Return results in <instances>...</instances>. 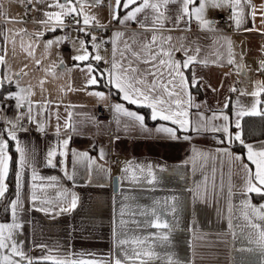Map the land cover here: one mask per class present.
<instances>
[{
    "label": "crops",
    "instance_id": "0c3cea01",
    "mask_svg": "<svg viewBox=\"0 0 264 264\" xmlns=\"http://www.w3.org/2000/svg\"><path fill=\"white\" fill-rule=\"evenodd\" d=\"M0 3H3L9 16L21 21L9 23L0 16V32L3 33L0 35V47H5V37L12 36L6 29H24L20 26L28 24L23 23V11L18 4L9 0H0ZM251 3L257 10L255 21L251 16V7L242 0L244 22L239 27L230 18L231 8H208L205 18L213 22L214 31L201 30L195 19L190 23L181 21L176 26V16L181 5L179 2L170 3L166 11L161 7L160 11L165 12L169 19L165 22L164 29L155 33L140 26L142 22L151 27L154 15L151 9L138 14L137 21L121 24L112 20L110 7L100 3L98 5L107 8V17L98 18V25L112 22L115 28L100 35L93 33L103 36L95 40L99 49L92 47V56L99 54L103 57L99 62L92 57L87 61L73 60L74 56L80 54L71 48V36L69 43L63 40L47 50L51 58H55L54 61L48 57L47 52L43 53L46 51L44 44L35 45L36 58H43L40 66H36L33 60L30 61L34 64L35 71L44 73V69L51 68V72L46 76V91L43 94L38 81L24 80V76L20 80L21 86L27 87L29 83L34 85V91L40 95L32 100L33 122L22 120L21 123L28 130L17 132L19 141L26 148L28 167L23 173L15 221L10 205L16 199L17 191L19 154L16 152L14 192L9 203V218L0 221V224L15 222L20 225L11 230L12 237L26 258L21 260L20 257L13 256V259L20 264H27L28 258L34 264H55V261H68L69 264L72 261L116 264L117 260L121 264H132L134 251L151 250L155 253L153 258L143 257L148 260V264H168L169 258L178 264H264V252L255 243L258 233L245 218L247 213L249 218L255 220L252 209L245 202L259 206L264 204V198L256 201L252 196L261 195L246 192V174L240 162L231 160L226 153L216 151L229 149L233 154L244 157V163H249L246 158L247 149L244 146L243 151L235 149V144L241 145L239 141L229 143L223 131L212 130L213 127L221 128L227 123L233 136L238 131L242 134L241 128L237 129L235 126L237 119L241 124L243 117L255 115L238 117L236 113L250 111L257 99L262 101L257 110L264 113V93L259 97L250 94L257 90V81H264V70L260 67V61L264 60V23H261L259 11L264 0H251ZM126 11L120 12L121 17ZM236 11L239 12V9ZM145 16L148 17L146 20ZM219 18L227 19L228 24L222 27L218 23ZM78 20L82 21V18L78 16ZM253 28L255 30H250ZM57 30L64 37V30L59 27ZM76 31L78 35H82V31ZM118 31L125 35L114 44V33ZM50 33L38 39L41 40ZM133 33L137 34L136 44H132L130 39ZM153 34L158 38L172 37L169 43L163 44L165 49L172 45L177 48L183 45L190 49L189 55L197 56V62L185 70V75L191 79L195 73L200 93L191 91L189 86L191 106L185 104L184 107L189 113L187 119L190 127L187 132L177 131L176 139L157 129L161 126L178 128L177 125L170 121L153 120L150 108L129 104L115 88L106 86L114 47L117 62H121V52H124L125 56L133 60V67H138L143 72L150 65L131 57L125 51L124 41L132 44L134 51H141L140 44L149 41ZM161 43L158 39L156 46ZM197 48L200 49L198 53ZM141 55L146 56V53L141 52ZM173 58L181 62L186 59L183 51H174ZM230 58L233 60L231 64L228 63ZM11 61L8 60L11 72L23 68ZM123 63L127 66V60ZM88 64L92 65L94 71L91 75L97 77L98 84L88 85L85 90L89 76ZM4 71L0 68V74ZM147 79L151 81L152 77L148 76ZM159 82L157 80V84ZM232 88L236 91H232ZM4 89L8 90L4 95L18 90L15 84H5ZM97 91L103 92L106 99L100 100L95 95L88 94ZM164 98L168 99L166 94ZM183 99L187 101L189 97L184 95ZM48 101L51 103H47ZM40 103H46V107L40 109ZM116 103L142 115L143 126L122 113L115 112L112 106ZM225 103L228 104L227 108L224 107ZM13 104L14 101H9L6 105H0L3 107L4 117L0 119V129L6 127L5 120L17 115ZM95 106L109 110L111 118L108 121L97 120ZM68 112L72 113L70 123L76 129L75 132L71 128H64ZM145 112L149 122L145 118ZM13 113L15 116H12ZM222 114L228 116L227 122ZM36 121L43 124L44 132L37 130ZM58 123L59 134L56 130ZM195 127L201 130H193ZM4 135L8 139L6 132ZM215 135H220L221 140L214 138ZM185 136L190 139H184ZM69 137L67 165L69 174L73 172V168L75 170L72 180L65 177L60 164L63 157L59 154L54 160L56 167L46 164L48 150L56 148L59 153L63 150L62 141ZM222 140L225 142L220 143ZM245 143L251 144L257 151L264 149V139ZM9 147L15 151V142H10ZM72 150L77 153L86 152L88 157L77 158L73 165ZM9 154L11 155L10 149ZM89 158L94 162H90ZM115 159L119 162L112 167ZM250 167L255 170L254 165L250 164ZM33 170L38 177L44 178L35 181V201L32 200L31 187ZM50 177L57 179L51 181ZM113 177L117 178L115 192L112 187ZM5 183L8 190L7 178ZM6 192L0 197V202L5 198ZM72 193L78 197L76 207L60 211L69 206ZM41 208L49 211L39 210ZM158 222L167 223L168 227H155ZM7 231L5 230L6 234ZM164 236L168 239H163ZM120 241L124 243L121 244ZM4 252L8 254L9 250ZM44 257L52 259L46 260Z\"/></svg>",
    "mask_w": 264,
    "mask_h": 264
},
{
    "label": "snow or ice",
    "instance_id": "6c2138e0",
    "mask_svg": "<svg viewBox=\"0 0 264 264\" xmlns=\"http://www.w3.org/2000/svg\"><path fill=\"white\" fill-rule=\"evenodd\" d=\"M18 3L25 6L27 11V5H25V0H17ZM34 0H27L28 4H32ZM179 2L181 7L180 11L176 16V26L179 25L181 21H185L186 23H190L192 19H195L201 30L214 31L213 22L205 18V13L208 8H222L229 7L232 9V16L230 17L235 21L237 27H239L244 22V8L242 5V0H114V3H110L109 7L111 9L112 20L118 21L121 24H125L127 21H137L138 14L144 12L146 9H151L154 13L152 18L151 27L145 25L140 22L141 28L145 30H151L153 33L159 30H163L165 27V22L169 19L165 12L160 11L161 7L167 10V5L170 3ZM79 4V8L76 6H67L66 4L57 3L55 7L59 8L60 11L57 12H45L44 20L38 21L39 23L45 25L44 31H56V29L63 28L64 22L63 17L71 14H75L77 16H82L83 25L87 26L91 21L95 20V17H90L85 11L84 7L87 3V0H77ZM101 3V0H93V5ZM244 3H247L252 11L251 16L253 21H255L257 10L255 5L251 3V0H244ZM68 4H71V0H68ZM239 9V12L236 10ZM123 10H127L126 14L121 17L120 12ZM260 16L261 23H264V5L260 6ZM0 16L4 17V19L9 23H20L21 21L14 16H9L4 10L3 3H0ZM148 17L145 16V20ZM187 18V20H185ZM99 24V21H96ZM77 24H80L81 21L77 20ZM101 27H107L106 25H100ZM80 31L86 32L85 28H80ZM171 29H169L170 31ZM255 30V28L250 29ZM6 31L12 35V44H13V52H15V36L20 35H30L35 37H40L44 35V32L37 31L35 33L29 34L26 29H18L13 30L11 28H7ZM3 33L0 32V35ZM125 34L123 32L114 33L115 40L113 41L115 44L116 40L122 38ZM137 34L133 33L130 39L132 40V44L138 43L136 39ZM8 37H5L7 40ZM161 40L162 43L158 46L157 40ZM64 40V37H56L55 39L48 40L45 42L44 47L47 51L54 44H60ZM93 47L99 49V45L95 44L96 37L92 36ZM172 40L171 36L168 37H157V35L153 34L151 39L147 42L140 44L141 51H134L132 49V44H129L128 41H124L125 51L131 54V57L139 60L140 62L150 65L149 68L145 69L143 72H140L138 67H133V60L129 59L125 56L124 52H121V62H117L115 60L116 48L113 49V62L111 66V70L108 73L106 78V86L110 88H115L118 93L122 94L121 98L128 102L129 104L137 105L139 107H147L151 109L152 119H160L162 121H170L171 124L177 125L178 128H169L163 127L157 129V131H163L168 133L172 138H178L176 136V132L179 130H183L187 132L190 127V121L187 119L189 113L187 109L184 107L187 104L189 107L191 106V94L189 92V86L196 87L199 81L197 80L195 73L192 74L191 79L185 75V70L189 69V66L197 62L196 55H189L188 52L190 49L185 48L181 45L177 48L175 45H172L170 48L165 49L163 47L164 43H169ZM38 43V40L32 39L26 45L23 42V38L21 39V49L25 52L28 58H31L36 66H40L42 64L43 58H36L35 56V45ZM84 41H80V47L83 50V54L76 55L73 57V60L76 61H87L89 60V53L87 49L84 47ZM156 46V47H154ZM183 51L186 59L182 62L173 58V52ZM200 51L199 48L196 49L198 53ZM141 52H145L146 56H142ZM8 51L7 47H0V68H3L5 71L0 74V89L4 87L5 84H15L18 91H9L6 95H3L2 99H0V105H6L9 101H15V108L17 109L18 114L13 119L5 120L6 127L4 129H0V197H3L6 190L7 185L5 180L8 176L9 165L12 161V156L9 154V144L10 142H15V152L19 154V171L16 174L17 180V191H16V199L11 202V212L13 216V220L15 221L17 203L20 199V189L22 187V178L24 170L28 167L27 153L26 148L21 144L18 139L17 132L18 131H27V128H24L21 123L22 120L27 119L30 123L33 122V101L31 99L32 96L35 95L34 85L28 84L27 87L21 86L20 80L23 76L28 75V72L25 71L29 67L28 64H25L23 68H21L18 72H11V68L7 59ZM231 57V50H230ZM92 59L97 62L101 61L103 57L99 54L92 56ZM124 60H127V66L123 63ZM63 63V61H61ZM228 63H233V60L230 58ZM52 67H55L54 65ZM261 70H264V60L260 61ZM165 70L167 79L165 80ZM87 71L89 73L88 79L86 81L85 90L88 85H96L98 84V79L96 76L91 75L94 71L91 64L87 65ZM45 78H41L38 81V86L40 88L41 93L46 91L44 85L46 83V76L51 72V68L44 69ZM54 75V73H52ZM103 75V73L101 74ZM151 76L152 80L148 81L147 77ZM157 80H159V84H157ZM257 90L251 92L250 94L253 97H259L262 93H264V81H257ZM139 85V87L137 86ZM232 91H236L235 88L231 89ZM89 95H95L100 100L106 99L105 94L103 92H89ZM166 94L168 99L164 98ZM183 94V95H182ZM243 94V93H242ZM186 95L189 97L187 101L183 99V96ZM47 103H51L48 101ZM262 103L261 100L257 99L255 104L252 106L250 111H240L237 112L236 115L238 117H243L245 115H261L262 113L257 110V106ZM46 107V103H40L39 108L44 109ZM113 109L117 113H122L124 116L129 117L132 120H135L143 126L144 117L139 115L134 111H129L126 109L123 104L116 103L113 106ZM225 108L228 107V104L225 103ZM22 110V111H21ZM202 115V114H201ZM225 122L228 121V116L226 114H222ZM72 117V113L68 112V118L65 121L64 128H71L73 132L76 129L70 123ZM215 115L213 119H215ZM0 119H4L3 117V107H0ZM59 120V116H57ZM37 130L40 132H44V126L41 122L36 121ZM237 129L241 128L240 120L237 119L235 124ZM57 134L60 132L59 123L56 126ZM195 131H200L199 127L193 128ZM213 131H223L226 134V139L229 143L234 141H239L241 145H243L247 149V161L249 163H244V157L240 155L233 154L229 149H217V153H226L231 160L240 162L241 167L243 168L246 179H245V189L247 193H256L264 196V149L259 151L254 150L251 144H246L242 139L241 132L235 133L233 136L229 132V128L227 123H225L221 128L213 127ZM5 132L7 133L8 139H5ZM118 139V137H117ZM184 139H190V137L185 136ZM70 137L64 139L62 141L63 150L59 153L56 148H50L47 152L46 156V164L51 167H56V163L54 160L56 156L59 154L63 159L60 161L62 165V170L64 171V175L68 180H72L75 175V170L73 168V172L69 174L68 165H67V157H68V149L67 146L69 144ZM225 141H220V143H224ZM103 149H101V158H103ZM73 156V165L76 163L77 158H86L88 154L85 153H77L75 150H72ZM90 162H94L91 161ZM251 165L255 166V170L250 167ZM38 179H44L43 177H38L36 175L35 170H33L31 175V181L33 182L31 187L33 189L32 192V200L35 201L37 199L35 189L37 185L35 183ZM51 181H55L56 177H50ZM222 184V182H221ZM65 193L67 190H64ZM71 201L69 206L66 208H61L60 211H68L70 208H75L77 204L78 197L75 193L71 194ZM248 208H251L254 215L255 220L248 217L247 213H245V218L249 220L250 226L255 229L258 233V238L255 243L258 244L260 250L264 252V204L259 206L252 205L249 202H245ZM41 211L48 212L47 208L39 209ZM256 220L260 222H255ZM20 225L15 222L12 224H0V264H20L19 261L13 259V256L20 257L21 260L26 258L25 253L20 250L17 246L16 242L12 237V229L18 228ZM157 228H167V223H156L154 225ZM7 231V234L5 232ZM163 239L167 240L168 237L164 236ZM11 242V243H10ZM121 244L124 241H120ZM8 249V254H5L4 250ZM155 256V253L151 250L147 251H134L132 259V264H148V260L143 257H147L151 259ZM46 260L52 259L51 257H44ZM27 264H34L31 258L27 259ZM55 264H69L68 261H55ZM71 264H86L84 261H72ZM116 264H121L120 260L116 261ZM168 264H178V262L173 261L171 258L168 260Z\"/></svg>",
    "mask_w": 264,
    "mask_h": 264
},
{
    "label": "rangeland",
    "instance_id": "374dc122",
    "mask_svg": "<svg viewBox=\"0 0 264 264\" xmlns=\"http://www.w3.org/2000/svg\"><path fill=\"white\" fill-rule=\"evenodd\" d=\"M59 3H63L66 4L67 6L71 7V6H76L77 8H79V4L77 3V0H71V4H68V0H58ZM57 3V0H34V2L31 4L32 5V10H31V14H30V23L25 26L22 27V25L20 26L21 28H24L27 30V32L29 34L35 33L37 31H41L44 32V34L46 35L47 33L51 32L49 35L45 36V38L42 37V39H38L37 37L35 38H31L28 37V35H23V37H21L20 35H18L17 37H15V52H13V44H12V36L10 38V36H7L8 39L6 41V47H7V51H8V55H7V59L9 61L12 62V64L14 65H19L20 67L24 66L25 64H28L29 67L27 69H25L26 72H28V75L24 76V80H28V79H32V80H36L39 81L41 78H43L45 76V72H37L35 71V66L34 64H32V62H30L32 59L28 58L25 54V52L21 49V39L23 38V42L24 43H28L30 40L35 39L38 40V43L36 45L39 46V44H45L46 41L48 40H52L55 39L56 37H62L60 36V34L62 32L57 31H44L45 29V25L39 23L38 21L44 20V13L45 12H57L60 11L59 8L55 7V4ZM100 4V3H99ZM106 6H102V5H98L95 4L93 5V0H87V3L85 4L84 7V11L90 16V17H95V20H93L96 24L98 21V18H106L107 17V12H106ZM35 12H37V14L35 15ZM75 17V23L78 20V16L75 14H72ZM69 15L63 17L67 18ZM82 18V16H80ZM81 24H83V22L81 21ZM86 29V28H85ZM86 32L88 33V30L86 29ZM60 33V34H59ZM63 34V33H62ZM84 34V35H83ZM30 36V35H29ZM70 36L72 37L73 41H72V46L71 48L74 49V51H76L77 54H81L83 53V50L80 47V41L83 40L84 43V47L87 49V52L89 53V57H92L93 55V40H92V36H95L96 38H101L103 36H96L93 33H89L86 34L85 32L82 31V35H78L76 29H71L70 30ZM36 50V48H35ZM48 53V57H52L51 54L48 51H45L43 53ZM37 53V51H35V54ZM11 59V60H10ZM52 61L55 60V58H51ZM19 70H17L18 72ZM18 91V90H17ZM35 92V95L31 97L32 100L36 99L39 97L40 93L39 92ZM13 108H15V101L13 104ZM22 111V110H21ZM15 112L18 114L17 109L15 108ZM12 116H15L14 113L12 114ZM25 120V119H24Z\"/></svg>",
    "mask_w": 264,
    "mask_h": 264
},
{
    "label": "trees",
    "instance_id": "16d2710c",
    "mask_svg": "<svg viewBox=\"0 0 264 264\" xmlns=\"http://www.w3.org/2000/svg\"><path fill=\"white\" fill-rule=\"evenodd\" d=\"M191 91L199 92L200 89L198 86L191 87ZM7 89L4 87L0 90V99H2L3 95L7 92ZM143 109V108H142ZM145 118L148 121V115L145 112ZM149 122V121H148ZM241 131H242V139L244 142H251L260 139H264V113L261 115L255 116H245L242 118L241 122ZM214 138L220 139V135H215ZM234 148L240 151H243V145H234ZM10 153L12 156V161L10 164V170L8 173L7 181H8V190L6 192L5 198L0 202V221H6L9 218V203L13 197L14 192V171H15V151L12 147H9ZM254 200L260 201L264 196H252Z\"/></svg>",
    "mask_w": 264,
    "mask_h": 264
},
{
    "label": "built area",
    "instance_id": "2783aa9c",
    "mask_svg": "<svg viewBox=\"0 0 264 264\" xmlns=\"http://www.w3.org/2000/svg\"><path fill=\"white\" fill-rule=\"evenodd\" d=\"M12 3H16L18 4L23 11V23L24 24H29L30 23V12H31V8L32 5L27 3V0H25V5H27V11L24 5L20 4L17 2V0H9ZM112 2V0H101V4H106V5H110V3ZM75 21V17L74 15H69L67 17V19L64 21V27L61 28L62 30H64V40L66 43L70 42V30L71 29H77L79 30L80 28H86L88 30V32L90 33H95V34H104L106 32H109L111 30H113L115 28V26H113L112 22H109L106 26L107 27H101L100 25L96 24L95 22H90L89 25L85 26L83 24H77L74 22ZM218 23L224 27L228 24V20L225 18H219L218 19ZM196 24V22H195ZM94 114L97 118V120L99 121H108L111 118V112L109 110H107L106 108L102 107V106H95L94 107ZM119 161L117 159H115L111 166L115 167L117 165Z\"/></svg>",
    "mask_w": 264,
    "mask_h": 264
},
{
    "label": "water",
    "instance_id": "95a60500",
    "mask_svg": "<svg viewBox=\"0 0 264 264\" xmlns=\"http://www.w3.org/2000/svg\"><path fill=\"white\" fill-rule=\"evenodd\" d=\"M112 187H113V191L115 192L117 190V178L113 177L112 179Z\"/></svg>",
    "mask_w": 264,
    "mask_h": 264
}]
</instances>
